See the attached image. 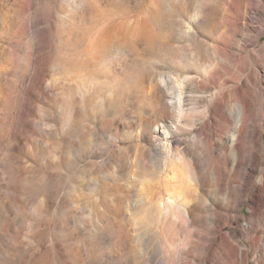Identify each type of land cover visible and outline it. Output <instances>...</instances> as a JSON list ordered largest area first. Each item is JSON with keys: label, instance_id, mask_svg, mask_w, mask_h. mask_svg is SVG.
I'll list each match as a JSON object with an SVG mask.
<instances>
[{"label": "clouds", "instance_id": "obj_1", "mask_svg": "<svg viewBox=\"0 0 264 264\" xmlns=\"http://www.w3.org/2000/svg\"><path fill=\"white\" fill-rule=\"evenodd\" d=\"M0 264H264V0H0Z\"/></svg>", "mask_w": 264, "mask_h": 264}]
</instances>
